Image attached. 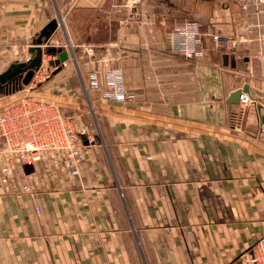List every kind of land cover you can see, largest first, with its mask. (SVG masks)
<instances>
[{"label":"crops","instance_id":"crops-1","mask_svg":"<svg viewBox=\"0 0 264 264\" xmlns=\"http://www.w3.org/2000/svg\"><path fill=\"white\" fill-rule=\"evenodd\" d=\"M248 1L0 0V73L57 19L69 58L31 91L93 139L78 175L47 157L0 182V264H243L264 235V19ZM185 20L203 56L173 49ZM212 33L248 40L222 51ZM113 70L133 99L102 94ZM246 85L250 103H229ZM4 88L0 107L23 94Z\"/></svg>","mask_w":264,"mask_h":264},{"label":"built area","instance_id":"built-area-1","mask_svg":"<svg viewBox=\"0 0 264 264\" xmlns=\"http://www.w3.org/2000/svg\"><path fill=\"white\" fill-rule=\"evenodd\" d=\"M253 2L254 14L264 19V0ZM240 3L247 11L249 1L240 0ZM211 37L215 48L222 51H233L248 40L242 35L219 33H212ZM170 42L173 49L186 57L203 56V41L196 22L182 21L171 32ZM44 46L59 47L60 44L49 38ZM45 55L46 53H43L42 62L35 71L32 81L21 89L23 94L0 107V152L5 157L0 182L8 191L17 184L14 172L19 166L36 164L47 157L71 175H78L81 164L86 159V146L82 135H88V142H93L88 129L80 126L73 115L64 113L56 103L32 93L31 88H36L57 68L54 56L47 53L46 58ZM120 73L119 70L111 72L108 86L102 94L118 101L131 100L133 94L126 91ZM26 87L28 89H25ZM240 103H250L247 92L242 94ZM18 184L21 191L31 189L29 184L21 182ZM241 256L243 264H264V235Z\"/></svg>","mask_w":264,"mask_h":264},{"label":"water","instance_id":"water-1","mask_svg":"<svg viewBox=\"0 0 264 264\" xmlns=\"http://www.w3.org/2000/svg\"><path fill=\"white\" fill-rule=\"evenodd\" d=\"M57 24L58 20L53 19L40 32L39 36L35 40V44L37 46L35 49L31 50L33 54L31 57H29L26 61H16L12 63L5 71L0 73V89L2 87H6L9 92H12L17 89H22L24 85H28L32 81L35 71L42 62L44 52L57 54L58 57L55 60L57 68L55 72L61 69V65L69 58V51L56 46H48L44 49L41 47V45L46 43V41L51 37L57 27ZM248 89L249 87L247 85L241 89H236L230 94L228 102L240 103L242 94L247 92ZM261 119L264 123V115L261 116ZM26 168L30 170L32 168V164H26Z\"/></svg>","mask_w":264,"mask_h":264},{"label":"rangeland","instance_id":"rangeland-1","mask_svg":"<svg viewBox=\"0 0 264 264\" xmlns=\"http://www.w3.org/2000/svg\"><path fill=\"white\" fill-rule=\"evenodd\" d=\"M4 89H5V88H3V87L1 88V90H2L3 92H4ZM86 106H87V108L89 107V102H88V101L86 102ZM97 137H98V136H97ZM98 138H99V137H98Z\"/></svg>","mask_w":264,"mask_h":264}]
</instances>
